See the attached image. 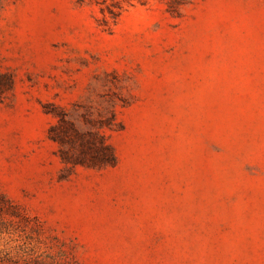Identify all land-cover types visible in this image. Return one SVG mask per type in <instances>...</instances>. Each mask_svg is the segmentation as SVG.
<instances>
[{"label":"rangeland","instance_id":"1","mask_svg":"<svg viewBox=\"0 0 264 264\" xmlns=\"http://www.w3.org/2000/svg\"><path fill=\"white\" fill-rule=\"evenodd\" d=\"M0 74V264H264V0H0Z\"/></svg>","mask_w":264,"mask_h":264},{"label":"trees","instance_id":"2","mask_svg":"<svg viewBox=\"0 0 264 264\" xmlns=\"http://www.w3.org/2000/svg\"><path fill=\"white\" fill-rule=\"evenodd\" d=\"M2 76L3 74H0V77ZM1 86L2 84L0 83V88ZM83 149V154L78 157L79 159L77 162L92 167H101L116 164V155L112 147L104 139L100 138L98 141L92 142H84L83 139ZM5 202L9 203L7 198L0 194V208H5Z\"/></svg>","mask_w":264,"mask_h":264}]
</instances>
